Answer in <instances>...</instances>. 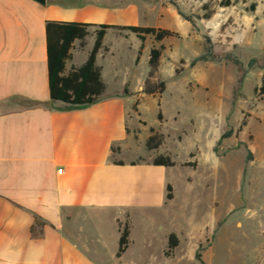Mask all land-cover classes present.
Masks as SVG:
<instances>
[{
	"label": "crops",
	"instance_id": "0c3cea01",
	"mask_svg": "<svg viewBox=\"0 0 264 264\" xmlns=\"http://www.w3.org/2000/svg\"><path fill=\"white\" fill-rule=\"evenodd\" d=\"M143 8L125 0H0V264H102L111 249L121 263L119 222L156 208L166 168L153 165L156 150L147 149L150 131L133 112L128 79L112 84L124 67L114 61L118 49L138 55L141 42L107 31L108 50L97 55L106 89L91 105L52 101L47 67V22L152 27ZM93 28L83 47L75 42L67 71L88 59ZM146 54L145 46L141 63ZM36 216L48 224L33 234ZM259 229L249 264H264V222Z\"/></svg>",
	"mask_w": 264,
	"mask_h": 264
},
{
	"label": "rangeland",
	"instance_id": "374dc122",
	"mask_svg": "<svg viewBox=\"0 0 264 264\" xmlns=\"http://www.w3.org/2000/svg\"><path fill=\"white\" fill-rule=\"evenodd\" d=\"M125 1L144 7L146 25L181 34L162 42L163 94L138 92L148 72V50L158 46L152 37L145 42L142 63L143 53L136 63L135 51L118 49L114 61L124 67L112 82L128 79L135 102L138 99L133 112L149 131L154 128L165 136L156 154L169 155L176 165L166 168L157 182L156 208L131 220V243L121 263H116L111 249L102 264H200L196 259L200 246L204 264H249L264 222L260 167L264 99L255 92L264 75V0H256L254 12L249 11L251 0H232L229 7L220 6L224 0H178L186 15L214 12L210 19L196 21L197 31L169 0ZM130 34L125 43L135 47L139 41ZM204 35L211 37L215 54L230 53L241 66L199 62L192 67L191 62L203 54ZM251 60L254 64L249 66ZM186 162L195 166H183ZM166 182L173 187V199L168 201ZM171 233L178 236L179 245L167 258Z\"/></svg>",
	"mask_w": 264,
	"mask_h": 264
},
{
	"label": "trees",
	"instance_id": "16d2710c",
	"mask_svg": "<svg viewBox=\"0 0 264 264\" xmlns=\"http://www.w3.org/2000/svg\"><path fill=\"white\" fill-rule=\"evenodd\" d=\"M252 3L249 6V11L254 12L257 8L256 0H251ZM169 2L176 8L178 15L189 22L192 29L197 31L196 21L199 19H210L214 14L213 11L205 14L204 16L198 15H186L181 11L178 0H169ZM233 4L232 0H224L221 2V7H229ZM204 9L208 8V5H203ZM95 27V44L92 51L89 54L86 62L76 68L72 67L69 71L66 69L67 62L73 58V50L75 49V42H80V47H83L87 36L91 33V28ZM109 29H115L119 31H127L135 35V37L141 42L140 49L136 58V63L139 62L140 56L143 53L145 42L148 37H152L154 42L158 46L154 45L149 52L148 59V72L143 83L142 92L147 96H158L165 92L166 83L162 79L160 73L161 57L164 50L162 42L171 37H180L181 34L177 31L165 29L161 27H144L138 25H93L75 22H47L46 23V41H47V67H48V81L49 92L52 101L63 102L72 106L91 105L98 102L105 92L106 85L102 79L101 67L97 65V55L101 49L107 51L106 47H103V39ZM203 54L196 57L191 66H195L199 62H231L237 67L241 66L240 60L228 53L219 56L213 51V43L211 37L208 35L203 36ZM254 64V60H251L249 66ZM181 69L177 70V73ZM255 92L264 99V75L262 77L261 86L255 89ZM124 93L128 94V86L124 88ZM138 99L134 103L133 108L137 111ZM158 120L163 121V115L161 110L158 113ZM165 143V136L162 133L155 131L154 128H150V136L147 139L146 146L149 150H157ZM121 164V162H117ZM153 165L156 167L173 168L176 163L169 155L159 154L153 159ZM183 166H195V163L186 162ZM166 199H173V187L168 184L166 187ZM48 223L43 221L41 217L36 216L34 224L31 228V232L34 234L36 227H44ZM120 238L118 242V250L116 253L117 258L123 256L128 250L130 245L131 235V220L130 216L126 215L124 222H119ZM179 245V238L175 233L169 234L167 238V247L164 252L167 258L171 257L175 249ZM200 246L196 259L200 264H204L202 260Z\"/></svg>",
	"mask_w": 264,
	"mask_h": 264
},
{
	"label": "water",
	"instance_id": "95a60500",
	"mask_svg": "<svg viewBox=\"0 0 264 264\" xmlns=\"http://www.w3.org/2000/svg\"><path fill=\"white\" fill-rule=\"evenodd\" d=\"M35 1H37L38 3H40L42 5H44L46 3V0H35Z\"/></svg>",
	"mask_w": 264,
	"mask_h": 264
}]
</instances>
